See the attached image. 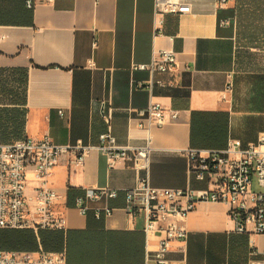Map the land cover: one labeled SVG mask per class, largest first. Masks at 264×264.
I'll list each match as a JSON object with an SVG mask.
<instances>
[{"label": "crops", "instance_id": "0c3cea01", "mask_svg": "<svg viewBox=\"0 0 264 264\" xmlns=\"http://www.w3.org/2000/svg\"><path fill=\"white\" fill-rule=\"evenodd\" d=\"M35 1L0 0V143L48 135L59 144L96 145L108 126L104 103L119 145H143L151 136V183L185 188L204 186L189 172L186 149H222L229 139L245 146L264 132V65L238 39L241 13L264 12L253 5L264 0H186L192 11L166 15L161 34L154 0ZM161 49L176 52L173 71L135 67ZM150 103L177 111V119L140 127L134 110ZM137 177L132 162L109 167L97 148L82 166L61 162L48 185L65 196L56 211L66 230L0 229V250L65 251L66 264H156L161 234L147 237L143 213L125 209ZM36 185L31 168L28 193ZM106 186L117 196L89 199L80 213L76 198ZM253 188L261 189L255 180ZM183 225L188 236L172 243V264H264V234L234 231L223 203H199Z\"/></svg>", "mask_w": 264, "mask_h": 264}, {"label": "built area", "instance_id": "2783aa9c", "mask_svg": "<svg viewBox=\"0 0 264 264\" xmlns=\"http://www.w3.org/2000/svg\"><path fill=\"white\" fill-rule=\"evenodd\" d=\"M218 1L221 5L225 2ZM35 2L26 0L28 7ZM191 11L192 6L186 0H154L156 34L162 33L166 15H183ZM176 61L174 50L161 49L154 54L150 64L135 67L152 72H169L175 69ZM155 82L165 85L162 79ZM226 90H232L231 83ZM223 97L226 98V95ZM104 107L103 103L101 112L108 126L99 134L96 145L82 140L59 144L48 135L41 139L24 137L10 143H0V229H32L36 233L42 229L66 230L65 216L56 211V205L65 196L48 185V177L63 161L69 167L84 165L90 151L97 148L106 155L109 167L130 161L138 172L135 185L126 190L125 209L132 215L143 213L147 237L161 234L152 253L156 264H172L168 256L172 243L187 238L188 232L183 223L201 202L225 204L234 222V231L264 234V132L256 141L245 146L236 139H229L222 149H186L189 172L204 186L158 187L150 180L151 136L143 145H119L111 129V115L105 113ZM134 112L142 128L163 126L178 117L177 111L168 112L160 103H150L146 108ZM31 168L38 181L32 194L28 193V171ZM142 171L145 174H139ZM254 180L261 187L260 190L253 188ZM117 194L118 190L109 186L86 188L85 194L76 198V207L80 213L86 214L89 199L114 198ZM102 209L106 215L112 212L110 206ZM102 209L95 211L98 218ZM0 264H66V252L43 248L36 251L0 250Z\"/></svg>", "mask_w": 264, "mask_h": 264}, {"label": "rangeland", "instance_id": "374dc122", "mask_svg": "<svg viewBox=\"0 0 264 264\" xmlns=\"http://www.w3.org/2000/svg\"><path fill=\"white\" fill-rule=\"evenodd\" d=\"M259 4L264 10V1L253 3ZM238 39L242 46L252 47L260 55L261 63L264 65V12L243 10L238 25Z\"/></svg>", "mask_w": 264, "mask_h": 264}, {"label": "trees", "instance_id": "16d2710c", "mask_svg": "<svg viewBox=\"0 0 264 264\" xmlns=\"http://www.w3.org/2000/svg\"><path fill=\"white\" fill-rule=\"evenodd\" d=\"M51 230V229H50Z\"/></svg>", "mask_w": 264, "mask_h": 264}]
</instances>
